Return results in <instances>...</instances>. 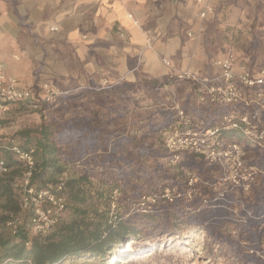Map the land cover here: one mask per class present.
<instances>
[{
  "label": "trees",
  "instance_id": "16d2710c",
  "mask_svg": "<svg viewBox=\"0 0 264 264\" xmlns=\"http://www.w3.org/2000/svg\"><path fill=\"white\" fill-rule=\"evenodd\" d=\"M162 85L163 82L159 80L143 79L139 82L114 85L108 92L94 89L99 92L96 96L107 97L105 103L108 108L116 111L108 114L107 120L97 114L92 116L83 112L79 116L51 121L44 115L48 108L41 109L39 105L38 108L27 111L29 118L37 121L35 129L9 134L13 121L20 119L15 115L17 120L9 117L2 119V145L17 144L22 149H32L36 165L32 185L37 189L52 187L53 191L64 197V212L70 204V213L68 219L63 220L60 217L46 235L33 234L29 227L30 212H23L20 208L22 190L16 195L14 189L17 181L22 178L23 167L9 151L0 148V160L4 161L8 169L7 173L0 176V264H65L71 259L86 256V259L104 258L106 251L112 250L115 244L123 243L126 238L137 236L140 224L150 221L140 213L141 209L152 208V205L144 204L143 200L147 196H158V203H165L162 208L168 211L167 220L171 218L170 208L175 204L181 205L178 207L179 214L189 225L207 230L209 228L218 239L213 220L222 218L220 213L224 212L221 206L223 201L217 202L211 209L203 208L197 213L186 209L201 202L207 188L200 187L192 199L181 198L176 203L172 201L168 204L160 199L166 188H176L186 193L187 181L184 179L183 170L195 172L206 182H212V174L216 172L214 165L193 152L181 153V159L176 164V168L181 170H172L175 166L169 163L171 153L164 148L160 134L179 120L175 112L157 108L155 112L139 120L141 125L135 119L134 125L137 127L130 128L121 121L124 115L117 112L121 103L109 105L112 103L110 99H114L113 96L134 90L138 86L152 90ZM247 89H251L247 93L250 97L237 105H216L208 101L196 104L193 101L190 113L185 109L183 111L185 117L189 118L187 120L191 121L187 130L204 132L217 129L216 147L221 148L232 142L240 144L243 141L246 145L244 150L249 148L246 150V162L257 169L260 179L253 201L248 205L255 216L245 228L249 234V242L254 243L260 239L258 228L264 224V147L256 144L252 147L244 141L241 131L228 128L229 124L223 121L225 116L246 115L258 127H264V86L257 85ZM253 94L263 96L260 99L261 105L251 98ZM72 98L73 96L67 100ZM14 105L27 107L26 103ZM76 166L79 168L78 172L67 176V172L73 173ZM92 180L98 181V188L93 189ZM58 186L61 189L56 191ZM114 191L119 193V205H124L126 210L132 208L131 212L127 210V213H121L110 225L107 224V213L98 214L101 217L99 219L90 216L85 205L93 207L91 203L101 202L104 198L105 208L108 210L109 199ZM96 213L97 211L94 212ZM13 217L20 220L15 234L7 226ZM167 232L169 231L166 230L164 234ZM238 257L245 261L252 259L249 253L244 252Z\"/></svg>",
  "mask_w": 264,
  "mask_h": 264
},
{
  "label": "crops",
  "instance_id": "0c3cea01",
  "mask_svg": "<svg viewBox=\"0 0 264 264\" xmlns=\"http://www.w3.org/2000/svg\"><path fill=\"white\" fill-rule=\"evenodd\" d=\"M212 21L263 28L264 0H0V68L31 91L207 75L206 47L233 43L212 35Z\"/></svg>",
  "mask_w": 264,
  "mask_h": 264
},
{
  "label": "rangeland",
  "instance_id": "374dc122",
  "mask_svg": "<svg viewBox=\"0 0 264 264\" xmlns=\"http://www.w3.org/2000/svg\"><path fill=\"white\" fill-rule=\"evenodd\" d=\"M209 23L212 35L223 41L233 42L229 46L206 47V53L213 55L216 60L213 63L214 69L207 75L199 73L198 75L203 79L200 83L189 80H178L177 73L179 74V72L182 71L179 70L159 80L163 82L162 87L149 90L138 86L134 90L113 96L114 99H110L112 103H109V105H113L115 102L121 103L117 112L120 113V115H124L121 120L123 123L130 128H136L137 126L134 125L136 120H138L136 121L138 122L137 124L141 125L139 120L142 117L145 118L147 114L155 112L157 108L172 110L175 112L176 118L179 117L178 111L181 110L183 112V117H185L186 115L183 110L185 109L190 113V106L193 101L198 104L205 103L206 101L211 103L208 100L207 88L211 85L220 84L219 81L210 82L211 79L220 75V68L216 65V63L221 60L220 58L225 59L229 56L232 57L231 69L235 74L247 71L254 77L260 75L264 76V27L257 28L255 26L253 29L240 30L236 29V27H229V24H215L213 21ZM126 82L128 81L122 83ZM236 85L243 93L245 99L246 97H250L247 93L250 92L251 89H247L239 83ZM45 86L57 93L54 101L41 104V109L48 108L46 110L48 115L46 113H44V115L51 121H61L69 117L79 116L83 112L92 114V116L97 114L101 118L107 120L106 117L108 114L116 112L108 108L105 103V101L107 102V97L102 98L96 96L99 92L110 91V88L114 86L109 85L107 82L105 84L107 87L98 90L99 92L94 89L97 90V88L100 87H95L91 90L87 87L82 88V86L59 88L49 84L42 85L41 88L34 92L42 93ZM135 91H137V93L133 94ZM158 93L160 94L158 95ZM253 95L251 98H254L255 101L261 105L260 99L263 96H259L258 94ZM72 96V99L67 100V98ZM29 109V107L11 105L10 111H8L3 118L9 117L17 120V117L20 120L16 122L13 121L11 126L13 128L9 134L35 129L34 125L37 121L29 118ZM21 116H24V118H20ZM236 117L238 116H233V118ZM185 119H189L188 116L185 117ZM223 121L224 123H228L225 120ZM190 124L191 121L184 123L179 117L176 123L165 129L162 134H160L164 141V148L166 149L164 133H171L174 130L178 133L186 132ZM244 141L248 142L249 145L253 147L254 143L252 141L247 138H245ZM213 142L215 145V139ZM239 145L242 150V154L239 158L241 165L238 166L237 161L228 162L224 164L223 167L218 163L212 164L216 171L212 174L214 177L212 182L202 180L200 176L191 170H183L184 179L187 181L185 191L186 193L189 191L192 192L190 198H186L187 200L192 199L195 192L198 193L200 187L207 188L205 191L206 194L201 197V202H197L194 207H187V210L191 213H197L203 208L211 209L214 204L223 201L224 205L222 203L221 206L224 212L220 213L222 218L213 220V228L218 239L215 238V235L209 228L207 230L206 228H194L189 225L181 214H179L180 210L178 207L181 205L176 206L175 204L174 207L170 208L171 218L167 220L166 213H168V211L162 208L165 203L159 204L158 196L154 198V201L153 199H149L150 196H147L143 200L144 204L148 203L152 205V208L150 210L145 208L141 209L140 213L150 221L145 224H140L137 236L126 238L121 244H115L112 250L105 252L104 258L98 260L86 259V256L85 258L71 259L65 264H264V224L258 228V233H261V237L254 243L249 242V234H247L245 230L249 221L254 219L255 216L253 211L248 208V205L253 201L254 193L260 185V179L257 169L249 166L246 162V150L249 148L244 150L246 145L243 141L240 142ZM181 153L183 152L177 153V156L171 153V162L169 163L171 166H175L172 169L173 171L179 172L181 170L176 168V164L181 159ZM75 168L73 173L67 172V176L75 175V173L78 172L77 169H79L78 166ZM242 174L246 176L249 174V187L244 189L242 186H231V179L234 176H240ZM223 179H227V181L222 183L221 180ZM20 181H17L14 187L16 195H19L22 190ZM92 182L93 189L98 188V181L92 180ZM119 197L117 191L112 193L109 199L110 203H108V210L105 208L104 198L101 202L91 203L93 207L90 205H85V207H87V210L90 212V216L95 219L101 218L97 216L98 214L102 213L101 215H104L107 213V224L110 225L116 221V217H119L121 213L131 212L132 209H127V211L124 205H119L117 200ZM180 199L181 198L173 200V203L178 202ZM185 204H189V202H185ZM69 206L70 204L66 211H63L61 219L63 218V220H65L69 218ZM96 211L97 213L94 214ZM166 230L169 232L164 234ZM243 252L249 253L252 259L245 261L238 257L241 256ZM3 264L14 263L6 262Z\"/></svg>",
  "mask_w": 264,
  "mask_h": 264
},
{
  "label": "built area",
  "instance_id": "2783aa9c",
  "mask_svg": "<svg viewBox=\"0 0 264 264\" xmlns=\"http://www.w3.org/2000/svg\"><path fill=\"white\" fill-rule=\"evenodd\" d=\"M212 11L211 7L206 6L200 13L201 18H205L208 13ZM130 18L131 15H129ZM137 24L136 21H133ZM55 31L56 28H51ZM164 65L168 66L169 62L162 60ZM232 57L229 56L216 63L220 68V75L211 79L210 82L219 81V85H211L207 88L208 100L216 105H237L245 101V97L236 84H241L246 88H252L257 85H264V76L254 77L249 72H242L239 74L233 73ZM178 80H189L200 83L202 77L197 73L190 71H181L177 73ZM104 81L100 86V90L106 88ZM42 93H36L30 89L21 88L17 85L14 78L8 77L0 68V122L4 115L10 111L11 105L17 103H26L27 107L36 109L44 102H52L55 100L57 93L47 86L43 88ZM180 119L186 123L189 122L183 117V112L178 111ZM233 119V120H232ZM223 120L228 122V128L236 129L242 132L243 136L254 144L264 147V127L251 122L246 115H240L236 118L232 116H225ZM217 129H208L202 131L187 130L183 133H178L174 130L171 133H164L165 147L169 153L177 156L179 152H193L201 156L209 164H219L222 167L228 162H236L240 166L239 158L242 154L240 145L236 142L227 144L224 147H216L214 139L216 137ZM0 148L9 151L14 158L23 167L21 178V200L20 208L23 212H30L29 227L33 234L46 235L52 227L57 223L65 209L64 197L58 195L49 186L45 189H37L32 185V177L35 171L34 151L22 149L17 144L11 146H3L0 138ZM8 169L3 160H0V176L7 173ZM249 174L234 176L231 179V186H242L244 189L249 187ZM230 180V179H229ZM227 179L221 180L225 183ZM58 189V190H57ZM61 189L60 186L56 191ZM191 191L182 193L176 189H164L160 198L167 203H171L178 198H190ZM155 197H149L153 199ZM20 224L18 217H13L7 223L12 234L17 232V226Z\"/></svg>",
  "mask_w": 264,
  "mask_h": 264
}]
</instances>
